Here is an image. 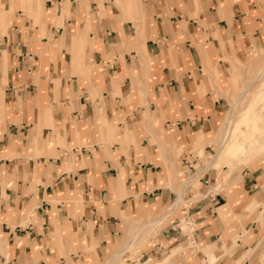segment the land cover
Masks as SVG:
<instances>
[{
  "label": "crops",
  "instance_id": "0c3cea01",
  "mask_svg": "<svg viewBox=\"0 0 264 264\" xmlns=\"http://www.w3.org/2000/svg\"><path fill=\"white\" fill-rule=\"evenodd\" d=\"M263 43L264 0H0V264H264V155L205 164Z\"/></svg>",
  "mask_w": 264,
  "mask_h": 264
},
{
  "label": "bare ground",
  "instance_id": "6f19581e",
  "mask_svg": "<svg viewBox=\"0 0 264 264\" xmlns=\"http://www.w3.org/2000/svg\"><path fill=\"white\" fill-rule=\"evenodd\" d=\"M261 58L264 59V56L259 57L260 60ZM248 96L250 99L249 103L251 107L248 109V113L250 114L249 117L247 118L249 120L253 119V121H249L245 123V121L240 120V118L242 117L241 113L244 111V107H243L245 103L244 98H247ZM257 103L259 104V116L254 117L255 112L252 111L255 110L252 109V106H254ZM239 123H243L245 127H250L251 130L244 134H239L241 132L237 133L235 130L232 133L228 132L231 124H235L234 129H236L240 125L241 127H244L243 124H239ZM254 129L264 130V63L260 67L258 72L255 74V76L248 83H246L243 86V88H241L238 91V93L234 95L233 99L230 101L228 111L225 117L222 119V124L220 125L217 134L215 136V138H218L219 141L218 152L211 156L208 165L214 166L215 162L219 161V159L221 160V156L223 155L224 152L223 147L227 142L237 145L240 138L244 136L246 146L243 147L239 153H237V156H235V158L232 160V163L226 167L229 173L233 171H237L238 173H240V170L246 165V163L249 160H251V158L256 153H259L261 149L264 147V132L257 133L254 131ZM212 262H213L212 257H210L207 264H213Z\"/></svg>",
  "mask_w": 264,
  "mask_h": 264
},
{
  "label": "rangeland",
  "instance_id": "374dc122",
  "mask_svg": "<svg viewBox=\"0 0 264 264\" xmlns=\"http://www.w3.org/2000/svg\"><path fill=\"white\" fill-rule=\"evenodd\" d=\"M264 56V43H263V46L262 47H259L258 50L257 48H253V52L251 53V59L249 61H246L244 63H241V66H242V69H243V76L242 77H237V82H236V86L235 88L233 89V92L231 93V97L229 96L228 97V93L224 92V96L226 97V99H228V102L230 104V101L233 99L234 95L236 93H238V91L243 88V86L248 83L254 76L255 74L258 72V70L260 69V67L263 65L264 63V59L261 58V60L259 59V57H262ZM240 88V89H238ZM237 91V92H236ZM245 99V103L243 105L244 107V111L241 113L242 117L240 118V120H244L245 123L246 122H249V121H253V119H248L247 117H249V114L248 113V109L251 107L249 101V96L247 98H244ZM229 108V107H228ZM252 109L255 110V111H252V112H255V115L254 117H258L259 116V104H255L254 106H252ZM228 111V109H227ZM227 111L225 112V115L227 113ZM240 115V114H239ZM225 117V116H224ZM222 124V120L219 124V127L220 125ZM239 124H243V123H239ZM244 125V124H243ZM242 125V126H243ZM218 127V129H219ZM235 128V124H231V126L229 127V130L228 132L232 133L234 130L238 133V132H241L239 134H244L246 132H249L251 130L250 127H241V125L239 127H237L236 129ZM239 129V130H238ZM242 129V130H241ZM255 132L257 133H262L264 132V130H260V129H254ZM235 132V133H236ZM236 133V134H237ZM215 139H218V138H215ZM218 145H219V142L217 144H215V150H214V153H217L218 152ZM246 146V142H245V139H244V136H242V138H240V140L238 141L237 145L235 144H231L230 142L226 143L223 147V155L221 156V160L219 159V161L215 162L214 166H212V169L210 170H214V172L216 173L217 172V175H216V180L218 181L219 180V176H224L226 172V168L227 166H229L231 163H232V160L235 158V156H237V153H239L241 151V149L243 147ZM194 149V151L196 153H198L199 155V159L202 160V158L204 157V155L208 156L206 153L204 154L202 152V148L200 145H194L192 147ZM209 153L212 152V151H208ZM222 152V151H221ZM212 154V155H213ZM211 155V156H212ZM264 155V147L261 149V151L259 153H256L252 158L251 160H249L246 165L240 170V172H244L246 171V169L249 167V165L258 157L260 156H263ZM211 156H208V159L207 161H205V164L208 165L209 164V161L211 159ZM220 156V154H219ZM218 157V156H217ZM214 162V161H213ZM203 164V163H202ZM225 166V167H224ZM197 169L200 168V166L196 165L195 166ZM241 173V174H242ZM181 178V177H180ZM226 184H222L221 186H224ZM211 189V188H209ZM195 195L199 196L197 194V192L195 191ZM148 236L147 237H144L143 238V241L145 242L147 240ZM142 241V240H141ZM138 242V243H141ZM143 243V242H142ZM136 249H131V254L135 251Z\"/></svg>",
  "mask_w": 264,
  "mask_h": 264
}]
</instances>
